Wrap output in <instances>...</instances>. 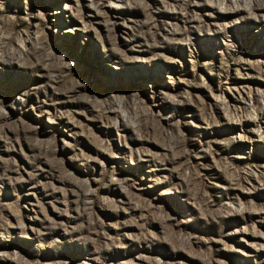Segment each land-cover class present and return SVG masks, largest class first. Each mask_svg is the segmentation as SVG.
<instances>
[{"label":"rangeland","instance_id":"rangeland-1","mask_svg":"<svg viewBox=\"0 0 264 264\" xmlns=\"http://www.w3.org/2000/svg\"><path fill=\"white\" fill-rule=\"evenodd\" d=\"M0 264H264V0H0Z\"/></svg>","mask_w":264,"mask_h":264}]
</instances>
